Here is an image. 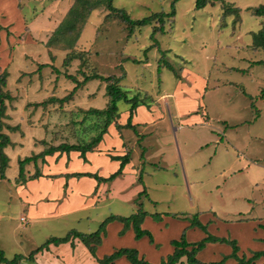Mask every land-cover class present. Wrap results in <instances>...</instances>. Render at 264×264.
Wrapping results in <instances>:
<instances>
[{
    "label": "rangeland",
    "instance_id": "obj_1",
    "mask_svg": "<svg viewBox=\"0 0 264 264\" xmlns=\"http://www.w3.org/2000/svg\"><path fill=\"white\" fill-rule=\"evenodd\" d=\"M174 1L113 0V7L124 10L132 20H142L154 13H170ZM195 1L178 0L175 17L166 20V34L155 35V24L131 34L119 14L110 15L106 5H97L79 26L75 47L64 49L67 47L62 44L61 49L55 48L56 57L51 53L54 57L45 67L28 59L24 62V54H42L39 63L49 60L43 43L28 45L26 41H45L50 35L45 27L54 31L72 0L58 2L63 14L55 25L51 20L56 15L54 0H16L7 13L0 10V30L14 43V47L9 46L7 40L14 63L6 88L12 90L13 97L22 71L26 75L19 84L31 81V89H36L42 83L40 92L31 90L26 95L18 89V99L14 96L13 101H6L10 104L7 112L12 108L10 124H20L19 132H11L17 145L5 150L11 158L10 168L5 179L0 177V251L7 260L21 256V264H34L30 255L49 239L64 238L72 231L94 233L107 218L131 217L140 208L148 214L143 228L151 232L161 255L172 251L171 241L180 240L183 229L197 214L211 226L207 233L197 227L186 228L193 229L186 236L188 242L210 234L238 241L247 255L264 250V242L255 239L264 236L259 227L264 225V50L253 47L252 35L263 28L264 18L247 10L264 5V0H224L202 10L195 9ZM223 3L240 8V18L224 17ZM4 42L0 41V49ZM4 51L0 61L6 58ZM68 55L75 58L64 66ZM95 74L120 79L129 98L138 97L161 117L152 124L133 125V129L119 131L115 127L124 143V155L131 157L127 171L102 183L96 194L81 191L70 198L69 206H62L59 194L64 186L58 191L60 181L50 182L45 189L44 180L33 187L26 184L28 181L19 182V160L61 144H86L98 136L105 118L88 111L106 109V82H88L65 103L48 101L52 94L64 98L72 93L77 84L68 75L83 82L85 76ZM28 100L32 103L25 113ZM130 107L125 101L118 103V125L127 124ZM7 123L4 128L9 132ZM109 152L121 154L116 147ZM100 159V176L108 174L102 176L106 178L117 171L110 172ZM41 163L28 164L26 176L42 169ZM74 169L78 172L80 167ZM36 190L37 194L47 190L48 198L39 199ZM34 210L38 212L32 216ZM157 215L161 219H156ZM118 223L108 224L100 255L118 248L137 250V246L147 253V261L160 263L158 252L136 245L134 236L120 239L114 235ZM142 242L151 246L148 237ZM65 244L52 245L60 248ZM213 249L200 254L199 259L222 261L231 252V245L218 243ZM182 262L188 264L186 258ZM225 264L236 263L230 259Z\"/></svg>",
    "mask_w": 264,
    "mask_h": 264
},
{
    "label": "trees",
    "instance_id": "obj_2",
    "mask_svg": "<svg viewBox=\"0 0 264 264\" xmlns=\"http://www.w3.org/2000/svg\"><path fill=\"white\" fill-rule=\"evenodd\" d=\"M178 0H175L172 5V10L170 13L166 12H159L154 13L150 15L149 17H146L142 20H132L130 16L124 11L120 9H116L113 7V0H74L73 6L70 8L68 14L64 18V20L61 22L59 27L56 29V31L53 33L51 38L49 39L47 46L50 49L59 48L61 49L62 44L66 45L69 49L75 47V42L78 40V36L80 34L79 26L81 24H84L86 22V19L88 17V13L93 10L97 5H106L107 10L110 12V15L112 14H119L121 16V19L124 23L128 25L129 31L132 34L135 29H141L146 26H152L155 24L154 27V35L156 33L159 34H166L165 32V23L166 20H171L175 17V4ZM224 0H196L195 1V9L196 10H202L205 9L208 5H213L216 2H223ZM224 4V3H223ZM250 9V10H249ZM248 11H253V15L258 17L264 18V5H260L259 7L254 8H247ZM240 8L228 6L224 4V17L228 16H235V18H240ZM153 37V36H152ZM153 39H155L153 37ZM253 46L257 49H263L264 50V26L263 28L258 31L257 33H253ZM70 55V54H69ZM69 55L64 61V66H68L71 61L75 58H69ZM166 68L172 69V66H170L168 63H165ZM48 66L47 64L42 65V67ZM161 67V61L160 66ZM68 78L73 80L77 86L74 88L72 93L69 96L64 97L63 99H57V98H50L49 102H60L65 103L73 97L77 89L82 87L83 85L87 84L88 82L92 80H101L107 83V96H108V104L106 109L104 110H89L88 113H91L92 115H96L102 118H105L104 127L103 130L98 134L97 137H95L91 142L86 144H61L57 147H51L48 150H44L43 152L39 154H35L31 157H26L23 160L19 161V182H27V181H34L38 180L41 177H44L41 170L37 168L36 172L27 177L25 174V167L28 164L35 163L37 164L39 160L42 161V163L46 162V158L48 156H53L56 153H65L70 154L71 152H78L80 153V158L83 159L84 162H87L86 155L88 153H92L96 150V148L99 146V144L103 141L104 135L108 133V129L112 124H115L116 128L120 131L123 127L126 128H134L133 126V118L135 116V111L140 106H144L145 104H141L139 102L138 97L129 98L127 93L123 90V88L120 85L121 80L114 78V77H104L98 74L92 75V76H85L83 82H78L77 79H75L73 76L68 75ZM180 79V77H179ZM8 83V72L4 71L0 75V177L2 179H5V173L8 169L9 165V157L4 152L5 148L12 145L11 139L8 135L4 134L3 128H4V122L3 119L6 117V111H7V105L6 101H13L14 98L10 94L8 90L5 88L7 87ZM121 101H125L128 104L131 105L130 111H129V117L127 124L125 126L118 125L116 122V119L119 118V108L118 103ZM46 102H44L42 105H45ZM19 126L17 127H11L9 126L8 129H11V131H17ZM41 144H44V141L41 142ZM111 160L120 162V166L118 170L110 175L109 177H101L98 174H91V173H73L66 175V179L70 178H91L96 180L98 184L101 183H107L111 182L117 177L123 175L124 170L126 166L130 163L131 157L130 154L127 153L123 156H111ZM50 178H55V176H52ZM144 193V192H143ZM172 215V214H171ZM174 217H178L177 215H172ZM147 217V213L144 212L142 209H139L138 213L134 214L131 217H117V216H111L107 218L100 226L98 231L91 233V234H84L80 233L78 231H72L70 232L66 237L64 238H51L45 243L43 246L35 250L29 257L30 260L34 261V256L50 247V245H61L65 243H69L71 239H79L91 252V254L95 255V252L97 248L102 244L104 233H106V228L108 224L119 221L124 225L123 231L120 233L121 235H124L127 229L133 228L135 232V238L137 240H141L144 237H148L151 244H155V240L151 234L150 231L145 230L142 228V224L144 223L145 218ZM156 219H161V216H155ZM191 226L198 227L202 229L204 232L207 233V225H203L198 220V214L194 216L192 219ZM264 228V227H263ZM209 243H222V244H229L232 247V254L226 258H224L220 262L215 263H208V264H224L227 259H234L237 264H256V261L264 258V251L255 252L253 256L249 259H247L245 256L240 257L238 255L239 253V247L236 240H229L226 238L216 237L214 235L207 234V236L202 239L199 242L196 243H189L187 241L186 233L183 231L180 240H172L171 245L174 248L173 254L169 255L166 259H163L160 264H182V259L184 257L187 258L188 264H202L197 259V254L201 252L203 249H205L206 245ZM126 258L131 264H151L145 260L144 257H140V254L138 250L131 249V248H122L119 250H116L111 255L105 256L102 260L99 261V264H114L118 259L120 258ZM21 256H16L13 260L9 261L5 258L4 254L0 251V263L2 264H20L22 261Z\"/></svg>",
    "mask_w": 264,
    "mask_h": 264
},
{
    "label": "crops",
    "instance_id": "obj_3",
    "mask_svg": "<svg viewBox=\"0 0 264 264\" xmlns=\"http://www.w3.org/2000/svg\"><path fill=\"white\" fill-rule=\"evenodd\" d=\"M54 1H56V10H54L56 15H52L51 20L53 21V23L55 25V24H57L59 22V20H60L59 15H62L63 14V10L60 9L61 3H58L60 0H54ZM16 4H17L16 0H0V10H1V12L3 14H5V13L8 12V10L10 9V6L11 5L14 6ZM73 4H74V0H72V3H71L70 6L68 5L69 9L64 14V17L61 19L60 23L57 25V27L54 29V31L51 30V27L50 26H46L45 27L46 31L47 32H50L49 33L50 35L46 36V40L45 41H43V39H40L39 40V39H33V38H29L26 41V43L28 45L29 44L32 45V44L43 43L45 45V47L47 48V51H48V54H49V60L46 59L47 60L46 62L39 63L38 58H40V56L42 54H38L37 53L39 55V57L34 56L33 54L32 55L24 54V56H23L24 62H26L27 59H28V60L36 63V65L37 64H40V65H42V64L43 65L44 64H51L48 61L51 62V57H54L56 55L55 54L56 51L54 49H50L47 46V43H48L49 39L51 38V36L53 35V33L56 31V29L61 24V22L64 20L65 16L68 14V12H69L70 8L73 6ZM8 24H9V22H7V24H5V25H8ZM253 33H256V32H253ZM253 33H252V35H253ZM0 35H1L0 36V41L1 42L5 41L4 42V47L2 49H0V53L5 52L4 50H6V53H5L6 54V58L4 60H1L0 61V72H4V71H7L8 72L9 71V68L14 63V58L13 59H10V55L12 53V49L11 50H8L7 40L9 42V46L12 45V44H14V43L9 41V36L4 31L0 30ZM51 53H53L54 56ZM31 58H33V59H31ZM39 68H40V66H39ZM44 70H46V69H43V71ZM34 72L31 73V74L36 75V74H34ZM22 73L23 74L20 75L16 79V81H15V84L14 85H16V87L13 85L15 87V90L13 91V94H14L13 97L15 96V97H17V99L21 95V94H19V90L18 89L22 90V92L27 95V93L29 91H31V90H35L36 93L40 92L41 91L40 89L42 87V83H40L38 85L39 86L38 88L36 87V89H31V87H33L32 85H30L31 81L27 82L26 84H19L20 81L25 78L24 75H26L25 74L26 72L22 71ZM37 73H40L41 74L42 71H39ZM8 80H9V72H8ZM57 82H58V80L56 81V83ZM23 85H25V86H23ZM7 87H8V83H7ZM27 88H29V89H27ZM6 90L12 91L11 89H7V88H6ZM52 93H55V92L53 91ZM52 97L58 98V99H62L63 98V97L62 98L56 97L53 94L50 96V98H52ZM17 99L15 100L16 103L18 101ZM30 103H32V101H29L28 100L26 102V105L24 107V112L25 111L27 112L28 104H30ZM6 105L9 106L10 104L7 102ZM10 109H12V108L11 107L9 108V111L10 112H7L6 111V117L4 119V121H5L4 122V125H5V123L8 122L6 124V125H8V127L9 126H11V127H17L20 124H15V123L14 124H10L9 119L11 118V114L10 113L12 112ZM23 116H26V114H24ZM160 117H161L160 112L157 111V110H155L154 107L148 109L147 107H145V106L142 105V106L138 107V109H137V112H136V114H135V116L133 118V125H138V124L139 125L152 124V123L156 122L158 119H160ZM47 121H48V124L52 122L51 116L49 117V119H47ZM115 127H116L115 124L111 125L109 127V129H108L109 130L108 133L106 135H104L103 141L97 147V150L95 152L88 153L86 155L87 162H84L83 159L80 158V153H78V152H71L68 155H65V153H61V154L57 153V154H55L53 156H48L46 158V162L45 163H41L42 169L39 168L41 170V172H42V174H43L44 177H41L38 180L28 181L26 184L27 185L30 184L31 185L30 187H33V186L38 185L39 181H43L44 180L45 182L44 183L41 182V183H42V185L44 186V189H45L46 186H47V188H48V186H50L49 185L50 182L51 183L52 182H56L57 183V181H60L61 184H59V183L57 184L58 185V188H59L58 191L60 190V186H62V188L64 186V192H63V190H61V192H63L62 193L63 195L61 193L59 194L60 197L62 196V200H63V205L62 206H69V204H70V198H73L74 195L81 194L82 192H84L87 195L88 194H91V195L96 194L97 191L99 190V188H100V186H101L102 183L101 184H98L96 182V180L91 179V178H87V177L80 178V179L77 180V178L66 179L65 176L66 175H69V174H73V173H91V174H95L96 173V174H98L97 173V170L99 169V167L101 165L100 163L102 161L100 158H102L103 161L106 163V165L110 168V172H113L115 170H118V168L120 166V162L111 160L110 155L111 156H123L124 155V152H123L124 151V143L121 141V136L116 131V128ZM5 129H6V127L3 128V131L2 132L4 134L8 135L10 137V139H11L12 138V133L11 132H13V131L10 130L9 132H7V131H5ZM20 130H21V128H20ZM15 132H19V128ZM110 134H111V137L109 136ZM11 142H12V145L6 147L5 150L7 148L11 147V146L17 145L16 142H13L12 140H11ZM115 147L118 148L121 151V154H109L110 153L109 152L110 149L112 150ZM5 150H4V152L6 153ZM8 157H9V155H8ZM9 159H10V161H9L8 169L10 168V163H11V158L9 157ZM130 163H131V161H130ZM130 163L126 166V168L124 170V173L127 171V169L129 168V166L131 165ZM74 166L80 167V169L78 170V172H76V169H74ZM8 169L6 170L5 176L7 174ZM112 169H113V171H111ZM31 175H33V174H30L29 176H31ZM107 175L106 174H102V176H107ZM29 176H27V177H29ZM52 176H55V178H50ZM51 186H54V184L51 185ZM23 188H24V185L21 186V189H23ZM48 193L49 192L47 190H44L43 192H41V194H37V190L35 191V194L39 196V199L40 198H48V196H47ZM77 198H78V196H77ZM82 203H83V206H84L85 201L81 197V204ZM37 212H38V210H34L30 214L32 216H35L37 214ZM171 214L172 213H169V215H171ZM172 215H177L179 217V214H172ZM44 216H46V213H44ZM147 216H148V214H147ZM178 217H176V218H178ZM146 220H147V217L145 218L144 223L142 224V228H143V225L145 224ZM198 220L203 225H207V227H208L207 229H209V226H211L210 225V222L204 224L200 220V214H198ZM114 222H119V221H114ZM188 227L189 228H196V227L191 226V224L190 225L189 224L186 225L185 228L183 229V231H186L187 232L186 236L188 235V233L190 231V230L188 231V229H189ZM259 227L262 228V229H264L263 228L264 225H262V224H259ZM186 228H188V229L186 230ZM123 229H124V225L121 222H119L118 223V226L116 227V230L114 231V235H117L120 239H124V238H127V237H129L131 239L132 236L135 237V235L132 233L131 228L127 229L126 232L124 233V235L121 236L120 233L123 231ZM254 229H255V227H254ZM104 237H105V235L103 236L102 244L97 248L95 255L91 254V252L89 251V249L79 239H74L73 240V244L66 243L64 246H61L60 248L59 247H54L53 245H50V247L48 249H46V250H44V251H42V252H40V253H38V254H36L34 256L33 263L34 264H99V261L102 260L105 256L111 255L116 250L122 249V248H118L116 250H113L111 254L109 253V254H105V255H100V250L103 247V244H104V241H105V238ZM216 237H218V236H216ZM144 238H142L140 241L137 240L136 241V245L137 244L144 245L145 246V250H147L149 252H155V253L158 252V255H159V258H160L159 259L160 260L159 261L160 263H161V261L163 259H166L169 255L173 254L174 248L172 249V251L170 253H168V255H163V254L161 255L160 252L158 251V249L156 251V247H154L155 244H151L150 243L151 246H148V244H146V242H145V244H142L143 243L142 241L144 240ZM221 238H225V237H221ZM255 239L262 240L264 242V236L258 235V237H256ZM201 240H199V241H201ZM229 240H232V239H229ZM199 241H196V242H199ZM196 242H194V243H196ZM189 243H192V242H189ZM237 243H238V241H237ZM216 244H218V243H209V244H207L206 247H205V249H203L201 252H199L197 254V259L200 261V263H202V264L215 263V262H204V261H202V260L199 259V255L205 253L206 251H209V249L215 248ZM238 247H239V253H238V255L240 257L245 256L247 259L251 258L255 252H260V251H253L254 253H250V254L247 255L246 253H243L242 248H240L239 244H238ZM136 248H137V250H138V252L140 254V257L146 258V256H147L146 254L147 253H145L144 251H141V249H139L137 246H136ZM232 251L233 250H232V247H231V252L229 254H227L226 257L230 256L232 254ZM261 251H264V250H261ZM226 257H224V258H226ZM184 258H186V257H184ZM230 259H232V258H230ZM230 259H227V261L230 260ZM262 260H263V262L262 263H259ZM147 262H149V261H147ZM218 262H220V261H218ZM235 263L237 264L236 261H235ZM114 264H130V263L128 262V260L126 258L123 257V258L118 259ZM151 264H153V263H151ZM182 264H183V262H182ZM256 264H264V258L256 261Z\"/></svg>",
    "mask_w": 264,
    "mask_h": 264
},
{
    "label": "built area",
    "instance_id": "obj_4",
    "mask_svg": "<svg viewBox=\"0 0 264 264\" xmlns=\"http://www.w3.org/2000/svg\"><path fill=\"white\" fill-rule=\"evenodd\" d=\"M23 221H24V218H23Z\"/></svg>",
    "mask_w": 264,
    "mask_h": 264
}]
</instances>
